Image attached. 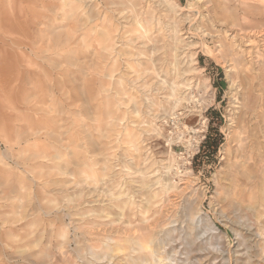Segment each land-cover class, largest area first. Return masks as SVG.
<instances>
[{"label":"rangeland","instance_id":"obj_1","mask_svg":"<svg viewBox=\"0 0 264 264\" xmlns=\"http://www.w3.org/2000/svg\"><path fill=\"white\" fill-rule=\"evenodd\" d=\"M208 1L0 0V217L46 223L64 217L61 225L54 221L55 231L46 226L35 233L30 246L8 235L0 262L87 264L89 255L72 252L75 234L85 239L87 227H73L70 199L96 200L78 210L98 211L111 192L128 189L138 212L143 196L160 189L161 181L172 188L152 208L166 219L160 264H264V117L240 104L249 82L252 95L264 99V33L247 46L208 12L216 2L219 15L230 10L221 0ZM146 12L150 39L139 37L134 21ZM90 15L95 29L112 27L105 51L94 40ZM66 33L71 40L55 52L53 39L64 40ZM153 44L159 50L151 54ZM245 68H253L255 80ZM35 72L46 89L58 86L66 93L62 99L72 98L54 120L65 129V146L81 151L78 159L66 154L72 149L63 152L60 168L48 157L27 162L44 163L41 174L33 169L37 179L24 169L33 146L27 149L23 140V90L33 87L24 81ZM171 86L174 96L167 95ZM208 135L214 152L200 150ZM84 158L94 160L98 172L106 168L97 183L85 181L77 163ZM63 231L65 238L59 237Z\"/></svg>","mask_w":264,"mask_h":264},{"label":"bare ground","instance_id":"obj_2","mask_svg":"<svg viewBox=\"0 0 264 264\" xmlns=\"http://www.w3.org/2000/svg\"><path fill=\"white\" fill-rule=\"evenodd\" d=\"M118 1L122 2L124 0H118ZM211 1L212 0L208 1L207 3H210ZM221 1L223 2L224 9L225 10L229 9L230 11L229 14H226L225 12L224 14L219 15L216 10L217 8L216 4L219 2H216L215 5L213 4V6L210 7L208 12L211 18H213L215 23L218 21L227 25L229 27L228 30H231L236 33L235 37H238L239 40H243V41L245 40L248 42L247 46L252 42V38L253 40L255 39L259 40L261 37H263L262 35L264 33V0H221ZM230 7L232 9H230ZM143 16L144 18H140L135 15L134 21L136 22L139 28V37L141 36V37H145L146 39H150L151 27L149 25L151 24L150 21L152 20V17L147 12ZM95 20H96V16L93 15L89 16V22L92 24L90 30L99 27L98 26L99 24L94 23ZM102 24H104V20L102 21ZM111 32H112V27L109 30H107L104 27V25L101 26V28L99 29H95L94 34H96V36L94 40L98 41L99 44L102 43L101 51H105L107 50L108 47H110L109 42L113 40L112 37L110 36ZM174 35L175 38H177L176 32H174ZM63 39L64 40H60V41H58L59 38L53 39V44L55 46L54 47L55 49L53 50L55 52L59 50L60 45L62 46L68 45L69 41L71 40V34L66 33ZM250 48H252V46ZM157 50L159 49L157 46H155V44H153L150 47L151 54H153V52ZM231 61L235 66L240 65L239 64L240 60L235 57H231ZM253 63L258 66L260 64V61L257 59V61L256 62L254 61ZM174 65L176 66L177 64ZM243 66L245 67V65ZM51 67L53 68L54 65L53 66L51 65ZM252 71L253 68L244 69V73L246 76L252 77L251 76ZM38 74L35 72L34 75L29 76L31 78L27 77L26 75L27 79L24 81L25 84H28L27 86H29V84L33 82L32 88L29 89L26 87L23 90L24 92L23 102L25 108L24 111L25 125L23 127L25 135L23 137V140L27 145V149L28 147L33 146V150H31L30 148L26 151V153H28L29 155H26L24 165L27 162L30 161L36 162L37 160H39L35 158L46 159V157H48L50 162L54 165L55 168H60V163L58 161L62 160V155L64 156L63 152H68L69 149H72L70 152L66 154L69 155V153H71L74 155L76 159H78L77 155L81 153V151H79L78 148H74L73 145L70 143H67L65 146L63 140V136L66 135L65 129L63 126L62 127H60L59 125L57 126L58 120H54L55 118L54 114L56 112H57L56 114L62 112L63 102L67 100L71 101L72 98L67 97V99L66 98L62 99L64 96H66V93L63 90H60L58 86L57 87L50 86L52 90L48 91L47 89H49L50 87L46 89L47 83L40 82ZM260 75H262V73ZM255 78L256 75L252 77V80H255ZM28 79L30 80L27 81ZM165 83L166 81L162 82V84ZM233 85L234 84L232 82L231 87ZM252 85L253 83L249 82L247 84L248 87L246 88L242 87L243 89L242 95L245 96V98L241 101L240 104L248 111L251 110L258 111V116L260 115L264 117V99L259 96H254V94L252 95L253 92L251 89ZM58 92L61 94L60 96L57 95ZM174 93H176V90H174V88L171 86L170 92L167 93V95L170 94L174 96L175 95ZM57 96L60 97V99H59V103L56 104ZM253 99L255 100L254 102ZM175 101H177V99ZM51 124H53L52 127ZM239 142H240L239 149H243L244 145H242L243 143L242 139L239 138ZM46 154H50V156H46ZM77 163L79 164V166H81V171L85 175L84 179L87 182L90 181L93 183H97L99 181V177H101L102 175L101 173L102 169L103 170L106 169L105 167H103L101 171L98 172L96 170L98 168L96 169L94 168V165L96 163H94V160H91V158H84L83 161L81 162L78 161ZM43 166H44L43 162H38L33 166L25 165L24 169L32 174L33 179H37L36 173L37 175L41 174V170L43 169ZM36 168L39 170L36 173H34V170ZM40 178H43V176H40ZM146 184L147 182L143 181L141 183V186H145ZM156 184H160V189H158L157 191L151 190L152 192L150 191L149 193L145 194L143 198L141 197L142 201H140L141 204L139 206L140 209L138 208L139 209L138 212L133 211L132 207L135 205L134 197L131 193L129 192L126 193L128 189L127 190L120 189L117 190L116 193L111 192L110 194L111 198H109V200L107 201L108 205L103 208H100L98 211L94 209V207H89L83 210V213H80L78 210V206H80L81 204L91 205L94 204L96 200H89V201L86 200L84 201V203L78 204L77 197H73L72 199H70V202H72V207L69 213H67V216L69 217L70 222L73 223V227L75 228V230L79 228V225H84L87 227L85 239L81 240L77 237V234H75L74 237L75 247L72 249V252L75 254L74 256L78 255L79 252L84 251L87 256L89 255L87 264H155L156 259L160 264L161 261L166 260L165 259L166 255L160 252L163 246L161 244L164 242V234H162L161 236L159 235L162 232L163 223H165L166 219L160 213L157 212L152 213V208L157 202V199H159L160 194L167 192L172 187H169L166 184L161 183V181H157ZM37 200L40 202L42 199L37 197ZM192 208L193 207L190 204L187 207V211L192 210ZM36 212L37 211H35V213ZM35 218L36 219H31L29 221V220H25L26 217L24 218L20 217L18 219L17 218L9 219L7 217H0V257L3 256V252L6 250L7 247H9L8 246L9 236L22 241L25 240L27 241L26 243L27 246H30L36 242L37 238L35 236V233L37 234L38 232L44 230L45 228H47L46 226L48 227L50 226L49 228L55 231L56 227L54 225V221L55 222L58 221L59 224L61 225L63 224L64 217L62 215H58L54 219V221L47 223L42 218L39 217H35ZM15 228L17 230H21V232H23L21 233L22 235L14 234L13 231L15 230ZM59 237L65 238L66 232L63 231L62 233H60ZM216 254L215 256L217 258L218 256ZM208 255H210V253ZM30 256L26 255L27 259L29 257V259L31 260ZM26 257H24L23 260ZM198 257L199 259L197 260L198 263H200L202 260L200 259V256ZM23 262H25L24 264H33L30 261L28 262V260ZM0 264H3V262H0Z\"/></svg>","mask_w":264,"mask_h":264},{"label":"trees","instance_id":"obj_3","mask_svg":"<svg viewBox=\"0 0 264 264\" xmlns=\"http://www.w3.org/2000/svg\"><path fill=\"white\" fill-rule=\"evenodd\" d=\"M219 78L220 79H222L223 78V76H222V72L220 71V74H219ZM211 141V139H210V136L208 135V136H206L205 137V140H204V142L202 143V145H201V147H200V150L202 149H210V150H213V152H214V150H215V148H216V144H213L212 142H210ZM205 151V150H204ZM204 151H202V152H204Z\"/></svg>","mask_w":264,"mask_h":264}]
</instances>
